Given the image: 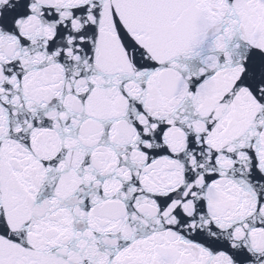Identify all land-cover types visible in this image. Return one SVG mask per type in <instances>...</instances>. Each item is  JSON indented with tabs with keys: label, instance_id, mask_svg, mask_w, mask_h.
<instances>
[{
	"label": "snow or ice",
	"instance_id": "obj_1",
	"mask_svg": "<svg viewBox=\"0 0 264 264\" xmlns=\"http://www.w3.org/2000/svg\"><path fill=\"white\" fill-rule=\"evenodd\" d=\"M0 264H264V0H0Z\"/></svg>",
	"mask_w": 264,
	"mask_h": 264
}]
</instances>
